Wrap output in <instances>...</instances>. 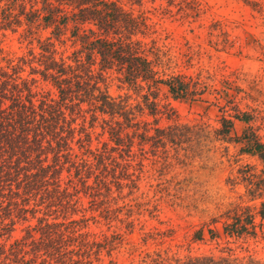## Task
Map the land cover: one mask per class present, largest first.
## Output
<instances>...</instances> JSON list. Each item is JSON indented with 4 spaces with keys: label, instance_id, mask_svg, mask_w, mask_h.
<instances>
[{
    "label": "trees",
    "instance_id": "trees-1",
    "mask_svg": "<svg viewBox=\"0 0 264 264\" xmlns=\"http://www.w3.org/2000/svg\"><path fill=\"white\" fill-rule=\"evenodd\" d=\"M166 1L186 17L199 16L193 2ZM23 27V38L29 45L36 42L38 53L31 48L10 56L0 41V264H105L107 259L114 264L120 236L99 239L89 224L98 223L97 218L119 220L121 177L130 195L138 190L139 177L133 178L128 164L135 141L141 156L147 145L154 154L158 149L166 154L168 145L180 148L204 131L176 123L162 129L157 121L138 120L135 112L161 113L157 100L162 88L175 100L204 103L206 87L163 73L161 50L139 39L150 35L148 19L117 1L0 0V29L17 32ZM47 31L44 38L41 33ZM68 41L75 48L72 55L58 57L56 44ZM109 72L129 88L146 90L142 104L133 108L126 100L113 99L103 87ZM41 82L55 95L41 91ZM163 109L169 118L175 116L170 106ZM233 118L250 121L247 112L238 111ZM222 126L215 135L225 140L235 124L224 118ZM105 134L113 146L94 147ZM238 142L264 165V143L250 127ZM121 152L128 161L122 174ZM244 180L253 198L263 196L264 169L261 175L245 174ZM260 215L264 218V203ZM224 218L233 223L209 229L211 239L245 238L256 227L255 216L239 207ZM19 228L23 235L11 242ZM196 237L203 240V231ZM151 264L242 263L231 256L169 261L158 256Z\"/></svg>",
    "mask_w": 264,
    "mask_h": 264
},
{
    "label": "rangeland",
    "instance_id": "rangeland-1",
    "mask_svg": "<svg viewBox=\"0 0 264 264\" xmlns=\"http://www.w3.org/2000/svg\"><path fill=\"white\" fill-rule=\"evenodd\" d=\"M110 1L148 19L150 35L139 39L148 48L161 50L166 64L163 73L181 75L206 87V102L198 104L175 100L162 88L157 100L161 113L151 116L145 110L140 116L135 112L138 120L157 121L162 129L176 123L204 131L180 148L168 145L166 154L163 149L154 154L147 145V154L141 156L138 141L130 163L121 152V174L131 164L129 173L134 179L139 177L138 190L130 195L127 181L121 177L119 220L97 218L98 223L89 224V231L99 239L120 236L112 253L114 264H151L158 256L167 261L231 256L242 264L250 260L264 264V218L260 215L264 194L253 198L248 192L251 186L244 180L251 171L261 175L264 165L258 156L244 153L238 142L250 127L264 143V0H174L176 5L195 3L197 18L178 13V7L168 6L166 0ZM24 28L17 32L0 29L6 54L21 56L31 48L39 52L36 42L29 45L23 38ZM48 34L41 33L44 38ZM56 45L58 57L68 58L75 50L71 41ZM103 87L113 99L126 100L133 108L142 104L147 92L129 88L113 72L106 75ZM39 89L55 95L45 82ZM164 106L173 108L175 116L169 118ZM238 111L250 115L248 124L233 118ZM224 118L235 124L225 140L215 135L223 128ZM101 131L98 128L97 134ZM103 143L113 146L108 134L95 140L94 147ZM235 207L255 216L253 233L240 239H211L209 229L233 223L224 216ZM199 231H203V240L196 237ZM22 235L19 228L11 242Z\"/></svg>",
    "mask_w": 264,
    "mask_h": 264
}]
</instances>
